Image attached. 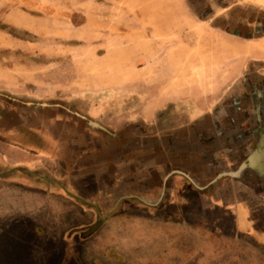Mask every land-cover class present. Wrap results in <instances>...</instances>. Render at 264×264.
<instances>
[{
	"label": "rangeland",
	"instance_id": "374dc122",
	"mask_svg": "<svg viewBox=\"0 0 264 264\" xmlns=\"http://www.w3.org/2000/svg\"><path fill=\"white\" fill-rule=\"evenodd\" d=\"M207 2L214 14L203 21L190 0H0V95L62 101L113 129L131 122L149 131L183 125L175 116L217 102V89L239 82L252 54L214 25L218 16L225 25L227 13ZM229 2L253 14L264 8V0ZM3 207L0 200V264H264V218L242 239L233 236L231 218L226 234L206 232H217L206 213L203 221L187 213L201 234L177 219L170 232L139 227L142 241L154 247L148 253L133 248L137 226L134 234L120 224L128 232L71 238L64 202L43 197L35 215Z\"/></svg>",
	"mask_w": 264,
	"mask_h": 264
},
{
	"label": "crops",
	"instance_id": "0c3cea01",
	"mask_svg": "<svg viewBox=\"0 0 264 264\" xmlns=\"http://www.w3.org/2000/svg\"><path fill=\"white\" fill-rule=\"evenodd\" d=\"M220 10L232 30H219L233 39L230 43L244 44V53H252L249 65L239 82L231 79L217 89V102L197 104L195 115L175 116L185 124L174 129L149 131L140 122L113 129L62 101L30 104L0 95L3 208L9 211L13 204L35 215L42 213L43 197L64 202V233L71 238L81 242L78 236L89 231L117 236L124 230L120 224L134 234L137 226L140 242L133 248L148 253L154 247L142 241L139 227L154 234L166 226L170 232L169 223L177 219L192 229L187 213L196 220L206 213L204 221L217 231L206 230L211 234H226L229 218L239 239L244 231L260 230L264 8L256 15L236 4ZM194 228L203 233L201 226Z\"/></svg>",
	"mask_w": 264,
	"mask_h": 264
},
{
	"label": "flooded vegetation",
	"instance_id": "af4514ba",
	"mask_svg": "<svg viewBox=\"0 0 264 264\" xmlns=\"http://www.w3.org/2000/svg\"><path fill=\"white\" fill-rule=\"evenodd\" d=\"M190 1L193 4H196V7H195L196 13L198 14L199 17H201L203 19V21L205 19H207V17H209L211 14H214L213 8H210V5H208V2H207L208 0H190ZM215 1L217 2V4L221 8H224V9L229 8L230 5H231L230 2H229V0H215ZM218 17L214 18V19H216V21L214 22V25L217 26L218 29H223V30H225L227 32L230 31V30H232L230 27H226L227 22H225L224 20H221V21H224V24L225 25L219 23L220 20L218 19ZM7 100L9 101V99H7Z\"/></svg>",
	"mask_w": 264,
	"mask_h": 264
},
{
	"label": "bare ground",
	"instance_id": "6f19581e",
	"mask_svg": "<svg viewBox=\"0 0 264 264\" xmlns=\"http://www.w3.org/2000/svg\"><path fill=\"white\" fill-rule=\"evenodd\" d=\"M254 1L256 2V1H259V0H254Z\"/></svg>",
	"mask_w": 264,
	"mask_h": 264
}]
</instances>
